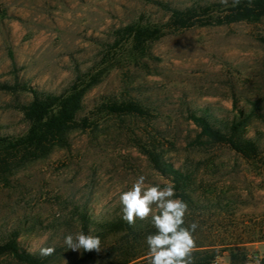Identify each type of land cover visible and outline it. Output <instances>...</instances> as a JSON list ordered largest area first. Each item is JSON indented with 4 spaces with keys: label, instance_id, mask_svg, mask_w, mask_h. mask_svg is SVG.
<instances>
[{
    "label": "rangeland",
    "instance_id": "rangeland-1",
    "mask_svg": "<svg viewBox=\"0 0 264 264\" xmlns=\"http://www.w3.org/2000/svg\"><path fill=\"white\" fill-rule=\"evenodd\" d=\"M152 1L0 0V82L16 78L59 93L77 72L98 75L82 97L68 145L0 182V240L16 231L29 253L54 247L48 264H104L80 262V249H68L64 238L80 233V214L94 222L122 215L119 196L140 175L146 184L169 186L151 168L147 153L153 151L190 173L193 199L226 206L203 217L204 241L231 245L217 250L210 264H264V238L257 234L264 222V15L169 32L142 51L128 43L113 47V31L132 20L166 21ZM28 100L27 93L0 91L2 133L26 128L15 105ZM102 102L140 111L112 113L99 109ZM190 113L222 125L242 120L241 134L255 141L257 158L200 137ZM0 264L20 263L0 255Z\"/></svg>",
    "mask_w": 264,
    "mask_h": 264
},
{
    "label": "trees",
    "instance_id": "trees-1",
    "mask_svg": "<svg viewBox=\"0 0 264 264\" xmlns=\"http://www.w3.org/2000/svg\"><path fill=\"white\" fill-rule=\"evenodd\" d=\"M152 3L167 14L166 21L151 22L142 18L132 20L113 31V47L128 43L132 50L142 51L147 43L169 32L193 26L226 25L264 15V0H239L236 6H233V0L226 5L206 2L184 7H175L158 0H153ZM97 80V74L77 72L67 88L59 93L40 91L16 78L11 83L0 82V91L30 95V100L15 105L22 114L26 128L15 135L0 131V182H5L20 166L44 158L53 148L68 145V131L79 127L77 114L81 109L82 97ZM99 109L112 113L140 111L138 107L112 105L107 102L100 103ZM188 118L199 128V136L205 140L224 144L244 159L257 158L258 148L255 141L241 134L242 120L235 118L222 125L207 114L190 113ZM147 155L151 168L168 179L169 186L174 188L173 198L187 204L184 226L188 227L193 222L198 225L193 233L196 245L192 252L193 264H210L217 255V250L230 248L231 245L205 242L209 234L205 231L203 217H206L210 208L223 210L226 206L215 200L209 205L200 204L192 198V181L188 171L164 161L153 151ZM78 220L80 232L99 236L101 240L99 251L80 249V262L99 258L104 264H137L138 259L141 261L147 258L146 237L156 232L150 217L146 220L137 219L134 225L124 221L122 215L94 222L85 214H80ZM89 226H93L91 230ZM257 234L264 238V222L260 224ZM18 236L16 231H12L0 240V255H7L20 264H48L54 258L56 251L51 256L41 257L39 253L23 250L18 244Z\"/></svg>",
    "mask_w": 264,
    "mask_h": 264
},
{
    "label": "clouds",
    "instance_id": "clouds-1",
    "mask_svg": "<svg viewBox=\"0 0 264 264\" xmlns=\"http://www.w3.org/2000/svg\"><path fill=\"white\" fill-rule=\"evenodd\" d=\"M220 2L226 5L228 0ZM238 3L239 0H233V6ZM146 179L145 175L138 176L132 187L120 194L122 219L134 225L137 219L151 218L156 232L146 237L148 264H193L192 252L196 246L193 233L198 225L193 222L184 226L187 204L173 198L175 190L172 186L161 188L146 184ZM64 244L72 250L99 251L101 240L99 236L80 232L66 235ZM55 251L54 247L38 250L41 257L51 256Z\"/></svg>",
    "mask_w": 264,
    "mask_h": 264
}]
</instances>
